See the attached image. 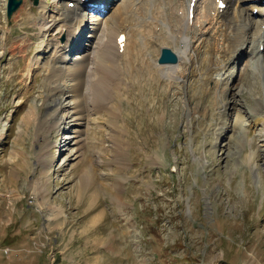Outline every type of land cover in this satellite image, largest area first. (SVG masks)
<instances>
[{"label":"rangeland","instance_id":"1","mask_svg":"<svg viewBox=\"0 0 264 264\" xmlns=\"http://www.w3.org/2000/svg\"><path fill=\"white\" fill-rule=\"evenodd\" d=\"M37 1L22 0L9 22L8 0H0V264H264L262 40L250 49L264 26L252 7L263 10L264 0L244 2L255 28L238 59L211 80L200 73L220 66L227 51L226 43L213 49L211 38L199 63L174 69L172 77L146 68L163 48L184 47V12L177 9L183 36L172 35L165 21L156 35L142 31V57L137 26L121 56L117 37L110 41L119 9H126L120 0L96 24L83 16V43L73 55L77 43L68 49L69 63L89 53L95 76L101 59L124 65L101 102L88 89L95 106L73 99L67 74L50 80L52 67L66 59L55 47L62 43L56 29L68 19L57 20L79 5ZM205 1L196 6L193 30ZM157 2L139 10L147 26ZM172 3L175 9L179 1ZM101 21L104 34L92 39ZM164 37L171 41L162 46L156 40Z\"/></svg>","mask_w":264,"mask_h":264},{"label":"bare ground","instance_id":"2","mask_svg":"<svg viewBox=\"0 0 264 264\" xmlns=\"http://www.w3.org/2000/svg\"><path fill=\"white\" fill-rule=\"evenodd\" d=\"M69 1H72V2H75L76 4H78L79 8H77V10L75 12L72 11L74 13H71L70 10L66 9L60 15L62 18L65 16L64 19L57 20L59 22V24H61L60 22L64 21L65 19H68L67 22H63L62 26L59 25L60 28L56 29V32L58 33V39L62 38L61 39L62 43L60 41H57V46L55 47V49L57 48V50H58L57 56L59 58H61V56L64 55V57L66 59L62 60V58H61V60L59 61V63L62 64V65H60L61 67H59V66H53L52 67V69H51L52 70V77L50 78V80H53L55 82H59L67 74L68 77L71 78L70 81H72L74 84L71 87V88H73V92H74L73 99L76 101L82 102V103L94 105L91 98H89L88 89H89V91L92 89L91 96L93 98L97 99L99 102H101L103 99V96H105L104 94H106L107 89L109 88L110 84L113 81V80H111L113 78V74L114 73H122L123 70L121 69V67L124 65H120L116 59L113 60L110 57H108L103 64V60L101 59L97 63V66H98L97 69L94 70V72H96V76H95V75H93V69L94 68L90 67L91 60L89 59V53H88V56L87 55L84 56V54H83V56H81V59L79 60L78 63H72L74 65L70 66L72 64L69 63L70 59H67V56H66L67 53L66 52L68 51V49L73 47L72 45H74V43H77V45L79 46L81 44L80 40H83V38H84L83 37L84 35H82V33L84 32L83 31L84 27L82 25H84V24L81 23V21L83 20V16H84L83 15L84 7H82L83 5L80 4L79 0H69ZM164 1H168V0H164ZM164 1L158 0L157 8L154 9V7H152V14H151L152 15V24L151 25H155V26L150 27L151 25L147 26L146 22L143 21L144 18L141 20L140 15H138L140 13L139 10H141V13L146 12L145 7L148 5L150 0H121L120 7L122 8V7H124V5H126V7H125L126 9L122 8L123 10L119 9V12L117 11L118 12V20H120V24H119V26H117L118 28L114 27L112 35H111V40H110V41H112L113 39H115L117 37L116 46H117L118 56L122 55L121 51L124 52V50H127V48H128V47H125L126 42H125L124 46H121L118 42V38L120 37V35L125 34L126 40H127L129 29L130 28L134 29L136 26L138 27V29L137 30L134 29V30L136 31L135 32L136 33L135 38H137V40L139 37H141V38L143 37L142 31L144 29H145L144 32H147L146 30H148V32H150L152 34L154 32H156L155 29L161 27L160 23L162 21L169 23L168 25L170 26L171 34L173 32L174 34L183 36V34H179L178 31L180 33L183 31L181 26L185 20L183 21L182 17L179 16V13H177L179 11H182V12H184V14H186L188 16V18H187L188 30L184 31L185 41L182 42V44H184V47L179 48V47H177L178 45L176 44L177 46H173L171 48L173 50L172 52H174L178 56L179 64L178 65H171V66L170 65L169 66L168 65H159L158 62H156L157 61L156 60L154 62H151L152 66H148L149 65V63H148L146 65L147 69L152 68L153 70L166 73L167 75L172 77V75H174L173 74L174 69H177L179 67L185 68L186 65L189 66L190 64H191L190 67H192L194 64L199 63V60L202 56L201 47H203V45L205 44V41H207L206 38L212 39V41H213L212 42V48L213 49L218 50L220 45H225V43L227 44V47H226L227 51H225V53H224L225 58L223 59V62L220 64V66H218L219 64L217 65L216 63L215 64L213 63L214 65L209 67V69L205 75L200 73V76L207 77L206 80H211L212 79L211 76L215 72H217L218 70L221 71L223 69H226L229 63L238 59L237 57H238V54L240 53V51H242L243 43H246L248 41V39H247V34H249L248 31L251 30L250 28L253 26L252 23L250 24V22H249V21H251V18L249 19L250 16H248L250 14H248V10L244 7V2L246 0H228L229 5L226 7V9L224 11H222L218 8V3L216 2V0H206L204 2L205 14L201 15L202 21H201V23H199L200 24L199 28L195 29V30H193V25H194V22L196 20V16H197L196 14L197 13L195 14V17L193 18L192 23H191V20L189 18V8H190L191 0H173L174 2L179 1V4L175 6V7H177L175 9H174V5H172L173 4L172 0L168 1L170 4L167 6H166V3H164ZM103 2L109 3L108 0H98L95 2V6L97 7V11L100 10L99 4H102ZM198 2H197V4H198ZM106 3H105V5H106ZM186 4L189 5L188 8H187ZM255 5L256 6L252 7L253 9L255 7H258L257 4H255ZM151 6H152V4H150V7ZM168 6H171V7H168ZM42 7H43V5H42ZM163 8L167 9V11L163 10ZM181 8H182V10H181ZM120 10H122V11L120 12ZM129 10H130V12H129ZM150 10H151V8H150ZM174 10H176L177 16L175 15ZM170 12H173L175 17L172 16L173 13L171 14ZM260 12L263 14L264 10H260ZM151 15L148 16L146 14L147 18H149V19H150ZM99 20H100V18H97V21H99ZM76 21H77V25L74 24ZM262 21H264V18ZM101 22L102 23L100 24L99 28H95L96 31H92L93 32L92 39H96L98 37L100 38L104 34V25L105 24L103 21H101ZM73 24L75 25L74 27H73ZM95 24H96V22H95ZM40 25H41L40 28L42 30L47 28L46 23H43ZM98 25L99 24H97V26ZM255 25L253 26L254 28H255ZM261 26H263V22H262ZM50 30H51V28H50ZM44 31L47 32L46 30H44ZM132 31L131 30L129 31V34H130L129 37H134L133 36L134 32H132ZM47 33H49V32H47ZM161 34H162V31H161L160 35ZM77 35H78V38L75 39V37ZM157 36L160 37L159 35H157ZM80 37H81V39L78 41V39ZM150 37H151V35H150ZM255 37L256 38L253 39L251 42V48L250 49H252V50L255 49V46L253 45V43L255 41H257L258 39L262 40L260 42V45L262 43H264V26L259 31H257ZM259 37H261V38H259ZM151 38H153V40H154L157 37H151ZM193 38H194V40H192ZM144 40H145L144 38L141 40H138L140 47H141L140 57H142V52L145 50V47H147V44H148V43L146 44V42H144ZM150 40L151 39L148 40L149 44L152 43L151 42L152 40L151 41ZM156 41H157V43L163 42L161 44H162V46H164V45H168L170 43L168 41H171V40H170V37L169 38L164 37V38L158 39ZM180 41H181V39H179V42ZM194 41H196L195 44H194ZM197 42H198V44H197ZM257 43H258V41H257ZM173 44H175V43H173ZM108 48L109 49H111V48L115 49V47L110 46V45H108ZM78 49H79V47H78ZM93 50H95V48L91 47V48L87 49V52L90 51L92 54V52H94ZM213 51H216V50H213ZM87 52H86V54H87ZM154 53L156 54L157 57H159L158 51H155ZM179 54H180V56H179ZM182 54L184 55V57L181 56ZM258 54H261L260 46L258 49ZM55 55H56V50L54 53V57H55ZM256 55H257V52H256ZM103 57H107V55H104ZM124 57H122V58H124ZM55 59H57V58H55ZM124 63L126 65L127 61H124ZM184 63H186V64L183 65ZM200 64H199V68H198L199 71H201ZM124 70H125V68H124ZM196 72L193 68H191L190 73L188 74L189 77H194ZM93 76H94V78H93ZM108 82H109V86L107 87ZM85 87H87L86 91H84ZM54 88H55V86H54ZM55 89H57V88H55ZM105 102L110 103L109 101H105ZM76 108H77V106H76ZM81 111H83V109H81ZM189 115H190V113H189Z\"/></svg>","mask_w":264,"mask_h":264},{"label":"water","instance_id":"3","mask_svg":"<svg viewBox=\"0 0 264 264\" xmlns=\"http://www.w3.org/2000/svg\"><path fill=\"white\" fill-rule=\"evenodd\" d=\"M22 0H8L7 3V18L10 21L13 14L20 8L22 5ZM37 5L38 1L34 0L33 2ZM178 62L177 56L171 52L170 49L164 48L162 50V57L159 60L160 64H176Z\"/></svg>","mask_w":264,"mask_h":264}]
</instances>
